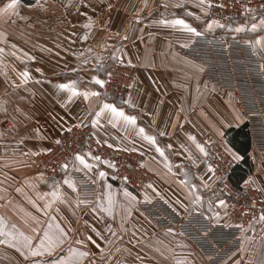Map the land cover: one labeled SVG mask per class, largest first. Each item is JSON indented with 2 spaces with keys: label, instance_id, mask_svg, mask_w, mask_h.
I'll return each mask as SVG.
<instances>
[{
  "label": "crops",
  "instance_id": "crops-1",
  "mask_svg": "<svg viewBox=\"0 0 264 264\" xmlns=\"http://www.w3.org/2000/svg\"><path fill=\"white\" fill-rule=\"evenodd\" d=\"M9 3L11 0L2 1L0 9ZM260 14L228 26L232 33L225 34L242 33L264 61V26L260 25L264 13ZM177 18L186 20L199 32L209 31L206 7H199L197 0H36L31 4L17 0L14 9L0 12V217L4 218L5 230L15 224L27 231L24 219L28 213L39 216L41 228L49 216H55L74 230L70 234L72 247L89 253L80 264H206L176 228L171 227L173 232L168 233L169 227H158L137 205L127 216L124 190L137 195L127 187L116 186L103 162V168L95 171L93 162L86 157L92 165L90 169L76 161L77 167L97 185L93 196L67 191L64 186L73 191L63 183L68 178H52L36 169L34 153L49 149L59 133L73 124H90L99 141L143 156L151 175L141 188L142 197L147 193L151 199L159 198L147 188L152 184L162 200L177 212L202 211L211 217L219 211L220 219L225 208L214 203L209 211L208 201L223 198L203 161L204 155L189 139L194 136L199 143V135L210 133L224 140L238 164L246 168L241 181H249L260 191L264 205V150L253 146L248 134V139L242 132L233 135L245 126L235 92L207 78L204 65L182 51L195 34L179 26L157 23ZM253 23L258 25L255 30ZM238 27L242 29L239 32L235 31ZM103 53L135 68L132 86L123 100L101 95L100 85L93 80L103 77ZM33 56L35 59L30 58ZM25 69L30 78L22 83L20 73ZM69 81H77L81 93L88 90L99 92L100 96L85 100L81 95L69 101V93L57 88ZM104 103L136 116V125H126L118 118L109 123L110 115L93 125L95 112ZM6 118L13 124L14 133L10 136H5L2 128ZM140 127L165 148L171 172L155 146L137 134ZM161 131L166 134L159 135ZM239 139L243 151L235 146ZM169 144L171 149L167 148ZM100 171L106 173L102 178ZM185 173L204 197L202 205L191 206L187 211L181 207V203L190 205L189 187L181 183ZM57 185L68 203L57 201L46 210L48 215L37 213L29 198L43 206L46 201L40 200L37 193H51ZM109 194L113 200L111 214L93 211L98 205L109 207ZM85 199L90 203H78ZM88 236L95 243L88 241ZM6 239L0 236V240ZM77 240L84 243L77 244ZM67 248L66 243L60 255H67ZM0 264L26 262L10 243H2ZM219 264H264V221L258 218L243 236L240 247Z\"/></svg>",
  "mask_w": 264,
  "mask_h": 264
},
{
  "label": "built area",
  "instance_id": "built-area-1",
  "mask_svg": "<svg viewBox=\"0 0 264 264\" xmlns=\"http://www.w3.org/2000/svg\"><path fill=\"white\" fill-rule=\"evenodd\" d=\"M205 7L208 21L217 20L224 27H213L202 35H194L182 51L204 65L207 78L236 93V105L250 143L264 150V61L246 36L223 34V29L232 22L264 13V0H211V7ZM100 62L105 81L99 86L101 95L114 100L125 99L134 80L135 68L112 58L109 53L103 54ZM192 112L193 108L190 109ZM2 128L5 136L14 133L13 124L7 118L2 122ZM198 141L208 152L203 161L212 166L211 178L215 179L227 204V215L224 212L219 222L205 219L210 216L202 211L184 214L174 211L160 198L146 201L140 191L151 174L144 166L143 156L99 141L90 124H73L61 131L49 149L35 152L33 158L36 169L52 178L65 176L72 180L75 190L64 188L82 196L95 195L97 185L77 167L75 155L80 153L93 162L95 171L100 170L103 162L116 186L127 187L137 194V207L154 224L161 228H176L194 245L206 264H219L240 247L243 236L264 211V205L260 191L250 183H231L230 172L238 162L224 140L204 133L199 135ZM94 156L100 159H92ZM65 163L67 169L62 167Z\"/></svg>",
  "mask_w": 264,
  "mask_h": 264
},
{
  "label": "snow or ice",
  "instance_id": "snow-or-ice-1",
  "mask_svg": "<svg viewBox=\"0 0 264 264\" xmlns=\"http://www.w3.org/2000/svg\"><path fill=\"white\" fill-rule=\"evenodd\" d=\"M16 2L17 0H11V3L5 5L4 9H0V12H5L7 11V9L10 8L14 9L16 6ZM198 6L201 7L202 9L205 6L211 7V0H198ZM109 7H111V5H109ZM138 19L139 18H137V20ZM157 23L163 24L165 26H179L188 33H192L197 36L202 35V33L199 32L196 27L191 26L186 20L181 18H177L173 20L161 19L157 21ZM260 25L264 26V18L261 19ZM86 27H90V25H86ZM213 27H224V25L220 24V22L217 20L208 21L207 28L210 30ZM251 27L253 30H255L258 27V25L253 23ZM241 30L242 29L239 27L235 29V31L237 32ZM124 38L127 39V37ZM84 39H87V37L85 36ZM2 51L3 49L0 48V52ZM89 51H91V49H89ZM30 58L35 59L34 56ZM84 63H87V60H85ZM37 71H40V69H37ZM109 75L111 74L109 73ZM20 76L22 83H27V80L30 78V73L25 69L20 73ZM93 80L95 81L96 84L100 86H103L105 84V81L98 77H93ZM57 88L59 90H64L67 93H69L67 97L69 101H71L73 97L81 96V95L85 100H88L90 97L98 98L100 96L99 92H91L88 90H85L81 93L77 81L60 83L57 85ZM125 103H130V101H126ZM109 115L112 118L109 119V123H111L113 119H117V118L123 120L126 125L135 126L137 123V117L133 115L125 114L123 108H118L114 104L104 103L103 106L99 107V111L95 112V118L92 119V124L93 125L99 124L100 118L102 117L107 118ZM137 134L140 135L144 140L148 141L151 145L155 146V151L158 152L160 156L164 158L165 167L168 169L169 172H171L172 167L170 162L168 161V157L165 155V148L160 147V145L157 143L156 137L148 134L145 128L143 127H140L138 129ZM165 134L166 133L163 131L159 133V135L161 136ZM189 139L195 143V146L200 153H202L204 156L208 155V152L205 149L204 145L196 142V138L194 136L190 135ZM57 143H59V141H57ZM167 148L171 149L172 145L171 144L167 145ZM88 155L91 156V153H89ZM92 159L99 160L100 157L94 156L92 157ZM75 161H79V163L86 168L90 169L92 167V165L89 164L85 159V156L81 155L80 153H77L75 155ZM193 163H195V161H193ZM62 167L67 169L68 167L67 163L62 165ZM207 167L209 172L214 171L211 165H208ZM105 175L106 173L104 171L99 172V176L101 178L104 177ZM125 179L128 178L125 177ZM63 183L68 185L73 190H75L76 186L72 180L65 179ZM181 183L189 187L190 205L185 206L180 201H177V203H181V207H184L186 211L191 206L202 205L204 201V197L198 194L199 192L198 186L195 183L189 182L187 178V173H185V179L181 181ZM245 183L247 184L249 183V181H245ZM204 187H209V185L205 184ZM147 188L153 191L154 196L159 197L160 199H164L162 196H160V193L153 187L152 184H148ZM17 191L19 192L21 191V189L18 188ZM37 195L40 200L46 201L43 204V206H41L39 203H37L36 200H32L29 198V203H31L33 208L36 209L37 213L43 212L45 215H48L46 210L51 208L55 202L60 201L63 203H68L66 194L60 190L59 185H57L51 193H44V194L37 193ZM124 198L126 201V206L124 208V211L127 216H131L132 209L138 203L137 197L134 196L131 192H128L127 189H125ZM144 199L149 202L151 200V198L148 196L147 193H145ZM78 203L89 204L90 201H88L87 199L78 200ZM165 203H167V201H165ZM214 203L215 205L221 208H225V209L227 208L226 201L224 199H220L219 197H216L215 201L212 200L208 201L209 211L213 210ZM112 204H113V200L111 198V194H109V207H103L98 205L97 208H93V211L102 210L105 212H109V214H111ZM225 215H227L226 211H225ZM219 217H220V212L216 211L214 212L213 216L205 217V219H210L219 222ZM259 220L264 221V211L261 212ZM24 223L28 225L27 231H25L24 229L17 228L15 224L12 225L11 230H5L4 218L0 217V236L7 237L6 240H0V244L10 243L11 247L15 248L19 252V254L24 258L26 264H80V261L83 258L88 257L89 253L87 251H82L79 250L78 248L72 247V239L70 234L74 230L72 229L71 225H67V226L62 225V223L59 222L55 216H49V219L46 221V226H44L43 228L39 226L40 225L39 216L32 213L26 214ZM121 227H123V225H121ZM75 231H79V230L76 229ZM166 231L168 233H172L173 229L169 227ZM97 235H99V233H97ZM87 240L91 241L92 243H95V241L92 240L91 236H88ZM66 243L68 244L67 255H60V252L63 251V247ZM76 243L83 244L84 241L77 240ZM48 258H52V259L49 260ZM177 264H181V262L178 261Z\"/></svg>",
  "mask_w": 264,
  "mask_h": 264
},
{
  "label": "trees",
  "instance_id": "trees-1",
  "mask_svg": "<svg viewBox=\"0 0 264 264\" xmlns=\"http://www.w3.org/2000/svg\"><path fill=\"white\" fill-rule=\"evenodd\" d=\"M21 1L23 3H26V4H31V3H33L34 0H21ZM240 132L245 133V135L247 136L245 126L235 130L233 132V135L240 134ZM247 139H248V136H247ZM241 143H242V141L239 139L237 145L235 144V146L237 147V150H239V151H243L242 148L240 147ZM243 153H245V151ZM244 161L246 162V157L244 158ZM241 164H238V163L235 164L234 167L232 168L231 172H230L229 178H230V181L233 185H239L242 182L241 180L243 179V177H245V175L247 173L246 168L244 166H242ZM243 165H244V163H243Z\"/></svg>",
  "mask_w": 264,
  "mask_h": 264
},
{
  "label": "rangeland",
  "instance_id": "rangeland-1",
  "mask_svg": "<svg viewBox=\"0 0 264 264\" xmlns=\"http://www.w3.org/2000/svg\"><path fill=\"white\" fill-rule=\"evenodd\" d=\"M2 1H4V0H0V4L2 3ZM35 1H36V0H34L33 2H35ZM260 13H261L260 16L263 15L262 12H260ZM257 14H258V13H257ZM257 14H254L253 16H256ZM249 16H250V15H249ZM249 16H247V17H249ZM257 16H258V15H257ZM247 17H245V18H247ZM245 18H242V19H245ZM242 19H239V20H242ZM239 20H236V21L232 22V23L229 24L228 26H230V25L233 26V25H234L237 21H239ZM207 21H208V19H207ZM228 26H227L226 28L223 29V34H225V33L228 34V33L231 31V30L229 31V29H227V28H229ZM232 28H233V27H232ZM206 32H207V31H201V33H206ZM231 33H232V31H231ZM235 34H240V35H242V33H235ZM103 54H105V53H103ZM103 54H102V55H103ZM102 55H101V56H102ZM110 55H111V54H110ZM111 57H112V56H111ZM100 58H101V57H100ZM112 58H114V57H112ZM114 59H116V58H114ZM117 60H118V61H121V60H119V59H117ZM121 62H122V61H121ZM122 63H123V62H122ZM99 92H100V87H99ZM100 93H101V92H100ZM235 95H236V93H235ZM236 99H237V96H236ZM135 194H136V193H135ZM136 195H137V194H136Z\"/></svg>",
  "mask_w": 264,
  "mask_h": 264
}]
</instances>
